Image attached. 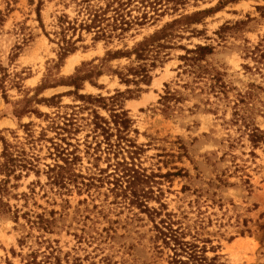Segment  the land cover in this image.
I'll return each instance as SVG.
<instances>
[{
  "label": "rangeland",
  "instance_id": "374dc122",
  "mask_svg": "<svg viewBox=\"0 0 264 264\" xmlns=\"http://www.w3.org/2000/svg\"><path fill=\"white\" fill-rule=\"evenodd\" d=\"M79 1L45 0L38 19L36 3L0 0L4 16L0 63L9 74L20 73L24 78L20 90L7 87V101L0 91V131L12 150H23L32 163L29 171H23L18 180L11 177L8 185L9 204L12 211H18L19 220L15 223L9 217L0 222V264L28 260L30 264V254L36 264H169L168 252L155 239L158 212L173 214L192 237L210 241L207 248L217 247L223 264H264L263 149L255 150L256 156L251 157L245 139L230 150L228 143H222L228 135L237 138L234 128L225 124L231 111L208 93L205 80L177 77L182 50L170 51L169 60L152 72L150 86H142L137 98L123 102L131 123L121 134L122 140L118 141L113 125L108 141L95 127L92 109L111 120L102 107H93L74 95L50 101L49 106L36 103L73 91L58 86L35 96L43 82L48 86L59 82L83 62L102 58L107 50L131 48L164 24L225 0H160L152 7L133 0L126 11L132 17L146 12L152 19L108 45L92 42L93 35L85 32L81 38L78 31L69 34L77 50L58 68L53 34L57 18L64 14L71 21L79 20ZM105 1L91 3L103 5ZM256 7H264V0L226 4L203 24L182 32L175 46H212L215 52L208 61L221 68L224 80L236 89L260 82L242 67L252 65L244 59V48L264 38V17ZM194 30L198 33L192 35ZM12 52L18 57L9 62ZM69 61H74L70 70ZM127 63L114 61L111 66L115 69ZM186 83L188 87L183 88ZM96 84L101 88L85 83L79 94L108 98L117 90H127L109 74ZM166 85L171 89L169 95ZM258 122L264 130V120ZM225 153L232 156L222 159ZM65 154L73 159L69 172L73 182L55 185L49 169L63 165L60 156ZM234 164L245 173H234ZM123 166L136 172L134 180L123 175ZM243 174L242 180L249 184L242 183ZM219 178L233 186L220 185ZM37 215L53 217L49 231L42 229L44 221L39 222ZM22 237L25 244L21 247L18 239Z\"/></svg>",
  "mask_w": 264,
  "mask_h": 264
},
{
  "label": "trees",
  "instance_id": "16d2710c",
  "mask_svg": "<svg viewBox=\"0 0 264 264\" xmlns=\"http://www.w3.org/2000/svg\"><path fill=\"white\" fill-rule=\"evenodd\" d=\"M156 1L160 0H142L141 4H146L144 7H152ZM239 1L248 0H225L218 3L214 8L203 11L194 12L189 15L180 16L171 22L164 24L152 34L143 37L141 41L135 43L131 48H123L116 50H107L102 58H97L89 62H83L74 73L66 78H62L59 82L52 85H46L43 82L38 88L35 89V96L47 89L55 88L58 86L73 88L65 94L55 95L49 99L36 100L37 104H46L53 100H59L63 96H76L80 101L85 100L90 102L93 107H99L110 113L111 120L108 122L106 119L100 117L97 111L92 109L94 125L100 129L105 140L108 141L112 137L109 132L113 125L114 130L119 133L117 139L122 140L121 134L126 132L129 128L131 120L128 118L127 112L123 109V102L137 98L143 91L142 86L148 87L152 81V72L156 68L162 67L167 60H169L170 51L180 49L184 52L183 55L178 57L181 64L178 66L177 77L183 76L192 77L194 82L205 80L208 93L211 94L220 103H224L226 108L230 109V119L225 121L226 126L234 128L237 133V138L232 139L228 135L227 140L222 143H228L227 149L235 148L234 144L241 142L242 139L249 144V156L255 157L254 151L263 149L264 152V130L260 127L259 119L264 120V38L258 44L250 48L245 47L243 50L244 59L250 61L243 65V69L251 77L260 80L252 81L244 85L242 89H236L230 83L224 80L225 74L221 68L214 66L208 59L214 55L215 49L208 45H195L192 49H187L182 46H175L176 39H182V32H187L194 25L203 24L205 19L211 14L218 12L224 5L230 3H237ZM30 4L36 3V15L40 19V11L44 5L45 0H28ZM133 0H107L100 5L99 3H91V0H81L77 3L78 16L80 19L69 20L66 15L57 18L56 31L53 32L57 45V62L56 66H62L64 60L76 52V41L68 38L69 34H75L77 31L80 34H92V42H104L106 45L111 44L115 39L121 40L126 32L130 31L136 26H142L148 22L150 17L146 12H142L140 16L132 17L130 12H127V7ZM161 2V1H160ZM261 11L260 15L264 17V7H256ZM4 22V16L0 13V30ZM228 26L221 27L219 32L227 29ZM197 31H190L193 33ZM50 42H53L49 39ZM20 50V46L15 47ZM18 57V53L12 52L8 57L9 62H14ZM126 60L128 63L122 67L113 68L111 63L114 61ZM95 62H98L95 64ZM104 74L117 77L119 84L124 85L127 90L125 92L115 91L113 96L103 98L101 96L80 95V90L83 89L84 84L88 83L93 87L101 88L96 84ZM20 73L9 74L8 70L0 63V91L1 97L7 101V87L21 89L20 83L24 78ZM8 85V86H7ZM166 95L171 93V89L166 85ZM183 88H187L188 84H184ZM202 91V90H201ZM175 93H177L175 91ZM172 96V95H170ZM95 103V104H93ZM100 104V106H96ZM214 115V111H210ZM0 142L2 144V152L0 154V222L10 217V219L18 223V211H12L9 204V182L11 177L15 180L21 177L23 171H29L32 163L26 158L25 152H16L12 150V146L1 136ZM117 141V142H118ZM120 148V147H119ZM64 150H62V155ZM16 154V155H15ZM227 155L223 154L222 159ZM66 156V157H65ZM60 156L63 165L55 164L53 168L49 169L52 173L50 179L55 185H65L72 181L70 172V165L73 164V159H69L68 155ZM232 156V155H230ZM234 173L238 171L244 172L242 167L234 164ZM18 176H16V173ZM122 173L131 180H134L136 172L127 166H123ZM132 173V175H130ZM240 179L243 184H249L248 180ZM218 183L225 187H232L228 180L218 179ZM166 210V208H165ZM164 210V211H165ZM148 211V210H147ZM52 214L49 213V215ZM159 216V220L154 225L156 233V241L159 242L161 250L168 252L169 264H223L221 259L223 256L217 254V247L210 246L208 240H198L192 237L186 229L182 228L180 223L175 220L174 215L164 212L155 213ZM11 215V216H10ZM25 215V214H24ZM39 222L44 221L42 229L49 231V225L54 221L53 217L44 219L43 216H36ZM28 223L30 220L27 221ZM243 234V232L241 233ZM19 246L25 244V238L18 239ZM211 252L214 255L208 257L207 253ZM28 259L34 258L32 254L27 256ZM30 262V264H32ZM9 264V263H7ZM29 264V260L25 262ZM57 264H60L57 261Z\"/></svg>",
  "mask_w": 264,
  "mask_h": 264
},
{
  "label": "bare ground",
  "instance_id": "6f19581e",
  "mask_svg": "<svg viewBox=\"0 0 264 264\" xmlns=\"http://www.w3.org/2000/svg\"><path fill=\"white\" fill-rule=\"evenodd\" d=\"M73 65H74V61H71V62L69 61V64H68V68L67 69H69V70L72 69Z\"/></svg>",
  "mask_w": 264,
  "mask_h": 264
}]
</instances>
